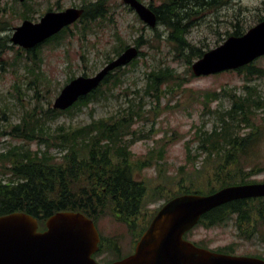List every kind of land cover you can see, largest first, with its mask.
<instances>
[{"label":"trees","instance_id":"16d2710c","mask_svg":"<svg viewBox=\"0 0 264 264\" xmlns=\"http://www.w3.org/2000/svg\"><path fill=\"white\" fill-rule=\"evenodd\" d=\"M228 1L163 0L159 5H149L156 13L158 22L170 28L169 36L176 42V48L182 52L185 49L186 61L191 64L193 58H199L206 50L186 38L188 28L184 19H189L204 9H217ZM32 2H20L24 9L18 14L23 19L32 18L28 13L30 8L34 9ZM84 8L83 15L74 22L79 32L92 28L95 20H102L109 13L106 0L86 2ZM263 18L264 14L260 15L257 22ZM79 23H82L81 27ZM247 29L237 22L233 25V30L227 31V35H240ZM69 31L72 28L66 26L42 44L54 40L59 43ZM5 39L1 41L0 38L1 45H7ZM143 42V35H140L135 43L140 46ZM42 44L30 49L20 47L12 61L14 64L22 63L23 59L31 61L32 65L23 64L28 73L34 75L31 82L37 84L34 95L36 98L39 94V77L46 75L40 69L43 63L39 55ZM125 46L127 45L120 39L119 45L114 47V53L119 54ZM142 53L139 50V54ZM111 59L112 57H107L108 61ZM137 62L138 57H135L129 64ZM127 68L125 65L111 70L95 89L64 110L51 105L44 106L39 101L34 106L27 107L22 102L23 91L15 83L22 112L18 122L13 123L7 119L6 129L3 131L11 140L18 142L10 140L9 147L0 151V215L25 211L36 216L39 228L43 229L46 227L47 217L58 210H80L95 222L106 208L111 209L115 216L119 213L117 217L123 221L142 212L148 186L144 180L136 177L135 172L152 160L162 157L161 149H152L148 156L135 159L130 148V143L135 140L133 124L136 117L146 112L143 98L130 100L127 108L120 109L118 114L92 118L84 125L58 124L51 127L49 124L51 119L66 112L71 113L75 108L80 109L105 95L106 90L122 85ZM229 70L245 72L243 91L238 92L237 85L223 84L221 92L212 88L205 92L200 90L197 94L207 111L212 110L211 101L220 98L221 94L228 96L231 103L227 108L213 109L217 122L211 130H206L205 125L197 127L195 138L199 143L195 154L188 150L187 157L192 160L205 154L203 167L197 168L195 177L191 176L182 183L180 180L179 189L166 196L164 201L181 193H209L225 185L257 181L251 176L264 168V163L257 156L260 143L264 140V94L256 85L248 83L252 77L264 75V67L251 62ZM72 77L74 76H69L67 81ZM183 80L188 79L176 75L175 70L169 66L154 68L147 73L144 94L156 98L158 104L160 97L173 89L174 85L183 86ZM9 106V103H5L4 109ZM153 108L156 111L155 105ZM244 127H248V131H244ZM33 141L37 143V147H32ZM188 143L189 141L186 144ZM54 148L60 150L59 155L53 151ZM200 178H203L204 184L202 182L198 185L197 179ZM154 189L159 190L160 187ZM156 190L151 194L156 196ZM229 219L234 220L243 236H252L258 230V223L264 221V196L239 198L223 203L202 214L197 224L212 226ZM197 224L186 231L184 236L188 238ZM194 242L208 247L198 241ZM102 248L101 241L100 249ZM212 249L235 252L232 245Z\"/></svg>","mask_w":264,"mask_h":264},{"label":"rangeland","instance_id":"374dc122","mask_svg":"<svg viewBox=\"0 0 264 264\" xmlns=\"http://www.w3.org/2000/svg\"><path fill=\"white\" fill-rule=\"evenodd\" d=\"M34 9L28 13L33 21H38L48 7L61 10L69 6H81L95 0H32ZM149 5H159L163 0H141ZM20 0H0V38L5 39L6 46L0 43V151L9 147L10 137L3 133L6 129V120L18 122L21 117L22 107L17 99V83L22 89V102L31 107L39 101L44 106L53 104L56 95L60 92L69 76L81 74L93 75L107 62V57L114 58V47H117L122 39L126 45L136 44V39L143 35L144 42L139 46L143 52L138 56V62L134 65L127 64L124 83L112 90H106L105 95L83 105L80 109L66 112L49 124L55 127L58 124L80 126L88 123L92 118L105 117L113 113L118 114L120 109H126L130 100L137 101L143 98L144 110L140 117H136L133 124L135 140L130 143V148L135 159L148 156L154 149L162 150L161 158L152 160L147 165L135 172L136 177L147 183L145 204L136 224L129 226L123 220L113 215L111 209L105 210L96 220V226L102 236V250L96 256L100 260H112L126 254L132 248L134 237L131 228L137 232L151 218V214L163 202V199L179 189L183 181L196 176L197 168H202L205 154L197 159H188V150L195 154L199 141L195 138L198 126L205 125L206 130H211L217 122L213 109L227 108L230 106V98L222 95L212 100V110L207 111L200 102L197 94L200 90L217 88L222 91V85H237V91H243L245 72L237 70H225L208 75H195L191 69L192 63L186 61V53L176 48V42L170 39V28L161 22L151 26L143 21L136 11L123 0H106L109 8L107 17L95 20L92 28L85 32H79L74 24L64 38L57 41H49L42 44L39 55L42 58L41 70L45 76L39 77V94L34 97L36 82H31L34 75L28 73L26 61L14 64V54L21 47L10 39L14 26L21 24L22 16L18 12L24 9ZM264 14V0H229L217 9H204L199 14L189 19H184L188 31L186 38L208 50L222 43L229 35L228 30H233L237 22L246 29L257 22V18ZM82 23H79L81 27ZM22 48V47H21ZM27 54V53H26ZM256 65L264 67V55L253 61ZM32 65V64H31ZM169 66L175 70L176 75L185 77L183 86L174 85L173 89L162 95L157 104L156 98L144 94L147 84V73L158 67ZM256 85L264 94V75L254 76L248 81ZM9 103V108L4 109V104ZM154 105L156 111H154ZM126 111V110H125ZM122 112V111H121ZM262 114V113H260ZM244 127V131H248ZM131 136V135H130ZM130 138V137H129ZM13 143L17 140H11ZM189 141L188 145L186 144ZM37 147L36 142L31 143ZM43 146V145H42ZM58 155L59 149L54 148ZM155 155V154H154ZM258 158L264 163V140L260 143ZM251 176L257 181H264V168ZM0 172V176H1ZM199 180V181H198ZM198 185L204 180L197 179ZM204 184V182H203ZM154 187L159 190L154 189ZM156 190L160 194L154 197L151 192ZM140 232V231H139ZM189 239L198 241L210 248H223L232 245L235 254L264 256V221L258 223V230L250 237L243 236L236 227L234 220L229 219L224 223L212 226L197 224L188 236Z\"/></svg>","mask_w":264,"mask_h":264},{"label":"water","instance_id":"95a60500","mask_svg":"<svg viewBox=\"0 0 264 264\" xmlns=\"http://www.w3.org/2000/svg\"><path fill=\"white\" fill-rule=\"evenodd\" d=\"M22 1V0H21ZM151 26L156 13L141 0H123ZM83 7L69 6L47 10L38 21L25 18L14 26L12 42L34 48L64 26L76 21ZM139 55V47L127 45L93 75L72 77L56 95L52 106L66 109L81 96L95 89L113 69L124 66ZM264 55V18L243 34L229 35L222 43L206 50L191 69L195 75L237 69ZM264 196V181L222 186L209 193L187 192L168 199L154 214L136 242L134 252L107 263L93 253L99 248L100 233L93 218L80 210H58L40 229L38 218L25 211L0 215V264H264L255 255L232 254L200 246L186 238L202 214L223 203Z\"/></svg>","mask_w":264,"mask_h":264},{"label":"flooded vegetation","instance_id":"af4514ba","mask_svg":"<svg viewBox=\"0 0 264 264\" xmlns=\"http://www.w3.org/2000/svg\"><path fill=\"white\" fill-rule=\"evenodd\" d=\"M85 4V3H84ZM84 4H82L81 6H78V7H83L84 8ZM85 9V8H84ZM154 197H159L160 196V194L159 193H157L156 194V196L155 195H153ZM165 200V198L163 199V201ZM118 215H119V213H117ZM117 215V216H118ZM139 215L140 214H138L137 216H133V217H130L127 221H124V222H126V224L127 225H129V226H132L133 224H136V222H137V219L139 218ZM116 216V217H117ZM118 218V217H117ZM131 230V233L133 234L134 233V235L135 234H137V233H139V231L141 230V228H140V230L137 232V229L136 228H131L130 229ZM141 233H142V231H140V233L138 234V236H136V237H134V239H133V243H132V248H131V250L130 251H128L126 254H124V255H122V256H119V257H116V258H114V259H112V260H116V259H120V258H123L124 256H126V255H128V254H130V253H132L133 251H134V249H135V245H136V242H137V240L139 239V237H140V235H141ZM101 250L102 249H100V246H99V248H98V250L94 253V257L96 258V256H98V254L101 252ZM97 259V258H96ZM99 262H102V263H105V262H108V261H111V260H108V261H106V260H100V259H97Z\"/></svg>","mask_w":264,"mask_h":264}]
</instances>
